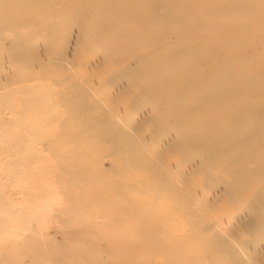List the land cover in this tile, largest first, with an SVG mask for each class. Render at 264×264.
Segmentation results:
<instances>
[{
    "label": "bare ground",
    "instance_id": "1",
    "mask_svg": "<svg viewBox=\"0 0 264 264\" xmlns=\"http://www.w3.org/2000/svg\"><path fill=\"white\" fill-rule=\"evenodd\" d=\"M177 235L264 264V0H0V264Z\"/></svg>",
    "mask_w": 264,
    "mask_h": 264
},
{
    "label": "rangeland",
    "instance_id": "2",
    "mask_svg": "<svg viewBox=\"0 0 264 264\" xmlns=\"http://www.w3.org/2000/svg\"><path fill=\"white\" fill-rule=\"evenodd\" d=\"M42 43L43 42H41L40 44H42ZM13 69L15 71V69H17L16 66H13ZM180 238H181V235H177L176 238H175L176 241L173 242V244H174L173 248H171L170 250L167 251V253L169 254V257L164 258V259L158 257L156 259V261L154 262V264H166V263H168V261H170L169 259H171V257H173V259H174V264H176L175 262H177L179 260L181 261L180 264H208L207 261L206 262H201V261L193 260V255H195L198 252H200V250H198L197 248L193 249L192 247H190L188 245L184 246V245H181L180 243H177V239H180ZM130 256H132V258ZM129 257L131 259H128ZM125 259H126L125 264H145V262L142 259H140L139 256L138 257H136V256L134 257V255H128V256L125 257ZM191 260H193L195 262H192ZM26 262L29 263V258H26Z\"/></svg>",
    "mask_w": 264,
    "mask_h": 264
}]
</instances>
